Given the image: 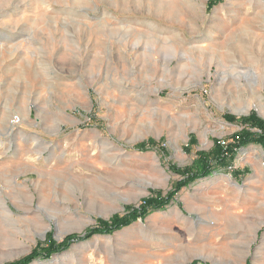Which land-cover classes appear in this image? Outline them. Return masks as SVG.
I'll list each match as a JSON object with an SVG mask.
<instances>
[{
  "label": "rangeland",
  "instance_id": "374dc122",
  "mask_svg": "<svg viewBox=\"0 0 264 264\" xmlns=\"http://www.w3.org/2000/svg\"><path fill=\"white\" fill-rule=\"evenodd\" d=\"M210 1L0 0V264L166 196L237 141L226 115L264 120V0ZM193 262L264 264L262 146L32 264Z\"/></svg>",
  "mask_w": 264,
  "mask_h": 264
},
{
  "label": "trees",
  "instance_id": "16d2710c",
  "mask_svg": "<svg viewBox=\"0 0 264 264\" xmlns=\"http://www.w3.org/2000/svg\"><path fill=\"white\" fill-rule=\"evenodd\" d=\"M214 0H211L209 7L211 8ZM226 120L229 123H240L246 128L237 135V141L228 146L226 149L216 148L209 153L201 152L198 154V159L192 166L186 168L172 167V170L181 179L175 182L171 191L163 196L161 192L153 193V197L145 199L138 208L128 207L127 214L124 216H115L111 220H100L99 225L89 229L84 236H70L62 243L57 244L51 242L47 248H36L30 255L12 264H32L39 259H49L55 254L67 250L73 243L82 242L99 235H112L120 231L140 219H146L151 213L165 210L171 202H173L177 194L185 187L193 184L197 180L210 177L220 168L230 167L234 159L236 151L245 148L251 144H257L264 148V120L258 118L256 114H251L246 117H234L226 115ZM256 129L258 133H253L249 129ZM140 150H145L143 144L139 146ZM192 264H198L193 262Z\"/></svg>",
  "mask_w": 264,
  "mask_h": 264
},
{
  "label": "built area",
  "instance_id": "2783aa9c",
  "mask_svg": "<svg viewBox=\"0 0 264 264\" xmlns=\"http://www.w3.org/2000/svg\"><path fill=\"white\" fill-rule=\"evenodd\" d=\"M20 122H21V118L19 116H14L10 123L11 127L12 128L18 127L20 125Z\"/></svg>",
  "mask_w": 264,
  "mask_h": 264
},
{
  "label": "bare ground",
  "instance_id": "6f19581e",
  "mask_svg": "<svg viewBox=\"0 0 264 264\" xmlns=\"http://www.w3.org/2000/svg\"><path fill=\"white\" fill-rule=\"evenodd\" d=\"M246 110V109H245ZM244 109H235L234 111L236 113H243L245 111ZM248 111V110H247ZM247 111H245V113H247Z\"/></svg>",
  "mask_w": 264,
  "mask_h": 264
}]
</instances>
